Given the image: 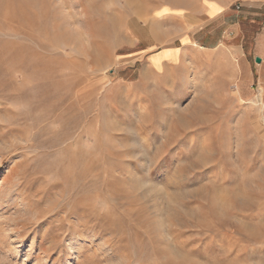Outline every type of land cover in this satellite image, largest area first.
<instances>
[{
    "label": "rangeland",
    "instance_id": "obj_1",
    "mask_svg": "<svg viewBox=\"0 0 264 264\" xmlns=\"http://www.w3.org/2000/svg\"><path fill=\"white\" fill-rule=\"evenodd\" d=\"M263 4L0 0V264H264Z\"/></svg>",
    "mask_w": 264,
    "mask_h": 264
},
{
    "label": "crops",
    "instance_id": "obj_2",
    "mask_svg": "<svg viewBox=\"0 0 264 264\" xmlns=\"http://www.w3.org/2000/svg\"><path fill=\"white\" fill-rule=\"evenodd\" d=\"M222 8L213 14H208L205 7L202 6V15L199 18L201 24L199 27L187 37L188 44L192 43L205 50H216L223 49L224 47L229 48L228 51L233 52L235 55L242 57L243 49L242 46L225 44L224 36H220L216 42H213L214 38L219 35V31L224 27H232L238 29L240 26L239 19H232V14L229 11V5L226 2H222ZM253 7H255L253 5ZM258 8L264 7L263 5L257 6Z\"/></svg>",
    "mask_w": 264,
    "mask_h": 264
},
{
    "label": "bare ground",
    "instance_id": "obj_3",
    "mask_svg": "<svg viewBox=\"0 0 264 264\" xmlns=\"http://www.w3.org/2000/svg\"><path fill=\"white\" fill-rule=\"evenodd\" d=\"M195 45V44H194ZM197 46V45H196ZM199 49H200V47L199 46H197ZM202 48V47H201ZM228 54H230V52H228V53H223V52H220V53H217L216 55H213V56H211L210 54H208L207 52H200L198 49H195V50H192L191 51V55L193 56V57H195L197 60H202L204 63H218V64H221V63H229V64H232L233 66H234V68H232V71L233 70H235L236 69V66L234 65V63H233V61L234 60H232V56H230V55H228ZM235 56V55H234ZM234 58V57H233ZM237 62V61H236ZM235 62V63H236ZM232 67V66H231ZM187 81L189 82V83H191L192 84V82L194 81V78L193 77H189L188 79H187ZM185 94H191V89L189 88V91L187 92V93H185ZM186 96V95H185ZM12 189V188H11ZM8 191V190H7ZM9 191H14V190H9ZM6 195V194H5ZM7 197V196H6ZM10 197V196H9ZM13 200V199H12ZM19 210L17 209V212H18ZM14 212H16V210L14 211ZM15 214V213H14ZM13 214V215H14ZM23 214V213H22ZM21 215V214H20ZM17 216V215H16ZM23 217V216H22ZM17 218H18V216H17ZM14 219V218H13ZM69 249H70V246H69ZM67 261H68V259H67Z\"/></svg>",
    "mask_w": 264,
    "mask_h": 264
},
{
    "label": "water",
    "instance_id": "obj_4",
    "mask_svg": "<svg viewBox=\"0 0 264 264\" xmlns=\"http://www.w3.org/2000/svg\"><path fill=\"white\" fill-rule=\"evenodd\" d=\"M255 61H256V62H259V61H260V58H259V57H256V58H255Z\"/></svg>",
    "mask_w": 264,
    "mask_h": 264
}]
</instances>
